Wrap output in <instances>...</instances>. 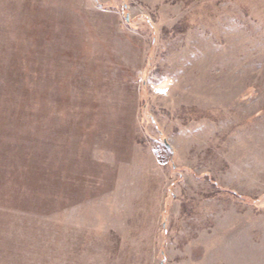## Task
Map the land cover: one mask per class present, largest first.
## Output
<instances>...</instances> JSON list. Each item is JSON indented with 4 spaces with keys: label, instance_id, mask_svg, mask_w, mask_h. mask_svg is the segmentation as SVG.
Instances as JSON below:
<instances>
[{
    "label": "rangeland",
    "instance_id": "obj_1",
    "mask_svg": "<svg viewBox=\"0 0 264 264\" xmlns=\"http://www.w3.org/2000/svg\"><path fill=\"white\" fill-rule=\"evenodd\" d=\"M0 264H264V0H0Z\"/></svg>",
    "mask_w": 264,
    "mask_h": 264
}]
</instances>
